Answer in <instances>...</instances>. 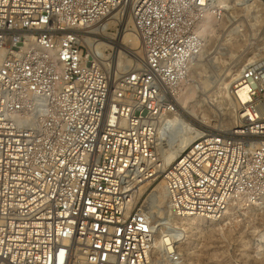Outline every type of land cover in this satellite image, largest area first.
<instances>
[{
	"label": "built area",
	"instance_id": "obj_1",
	"mask_svg": "<svg viewBox=\"0 0 264 264\" xmlns=\"http://www.w3.org/2000/svg\"><path fill=\"white\" fill-rule=\"evenodd\" d=\"M127 2L0 0V264H182L175 239L156 252V235L178 228L135 199L146 180L162 179L173 217L264 206V56L234 80L232 124L166 164L160 141L179 129L169 121L206 48L202 22L226 12L132 0L143 55L118 74L90 42Z\"/></svg>",
	"mask_w": 264,
	"mask_h": 264
},
{
	"label": "rangeland",
	"instance_id": "obj_2",
	"mask_svg": "<svg viewBox=\"0 0 264 264\" xmlns=\"http://www.w3.org/2000/svg\"><path fill=\"white\" fill-rule=\"evenodd\" d=\"M119 31L120 25L117 24L108 30L111 34H117ZM98 55L103 67L109 70H113L114 58L117 64L118 60L123 64L127 63V59L135 60L129 52L121 49L117 51L110 46L102 48ZM262 56L264 0H235L230 4L225 19L216 26L203 55L194 66V75L191 76L189 84L193 86L194 91L192 101L199 112H206L213 120L212 126L202 128L194 124L196 127L203 131L207 128L222 127L227 117L224 108L231 105L229 98L223 97L221 92L227 72L232 67L236 69L241 64L248 63V58L254 57L255 60ZM174 136L176 135L161 139L160 149L163 153V146L168 145ZM161 181L162 179H158L148 183L145 192L138 197L139 204L154 206L153 210L161 208V204L153 198L154 189ZM157 204L160 205L159 208ZM263 231L264 206L235 209L233 215L224 221L205 224L193 231L191 241L194 246L190 250L187 243L183 244L182 252L185 257L182 264H238L242 261L264 264L260 262V258L264 260V238L260 237Z\"/></svg>",
	"mask_w": 264,
	"mask_h": 264
},
{
	"label": "bare ground",
	"instance_id": "obj_3",
	"mask_svg": "<svg viewBox=\"0 0 264 264\" xmlns=\"http://www.w3.org/2000/svg\"><path fill=\"white\" fill-rule=\"evenodd\" d=\"M234 1L235 0H219L218 5L222 6L225 12L227 13L229 11L230 4L233 3ZM131 5H132V0H128V2L123 5V7L125 8V9L123 8L124 11L122 9L121 11H119V13L113 12L112 16L109 17L103 23V26L100 28L101 35L97 39L90 42L95 54H97L98 51H101L102 48L106 46H110L117 51L121 49L133 55L135 60H131V58L127 59V57H125L127 54L124 56L128 60L126 64L119 62L118 59H117L118 60V64H117L115 62V58L113 59L112 69L116 70L118 74L121 72H124L134 62L136 63V61L143 55L140 37L135 31V28L133 26V21L131 18V13H130ZM112 24L120 25V31L117 34H111L110 32H108V25H112ZM219 24L220 22L217 19V16H215V14L212 11L208 13V15H206V17L204 18L202 22L203 26L201 29V34L206 40V45L210 37L212 36L214 30L216 29V26ZM253 58L254 57L248 58V63L252 62ZM248 63H243L236 69H234L235 67L230 68L229 71L227 72V77H226L227 80L225 79V81L222 84L223 85L222 90H221L222 96L226 98L228 97L230 100V104H231L230 107L224 108V111H225L224 114L227 117H225V120L222 125L223 127L230 126L232 124L234 112L232 109L231 88L234 83V80L239 75L242 68ZM196 64L197 62L194 63V66H196ZM194 66H193L191 76L194 75ZM193 92H194L193 86L188 85V87L185 89V91H183L179 99L180 111L177 114L173 115V117H171L169 121L174 125H178L179 129L177 133L174 134L176 136L172 138V140L168 143V145L163 146L162 148V150L164 151V159L166 161V164H170L173 161H175L177 157L181 154V152L184 151L185 148L189 146L190 143L195 138L203 135L204 131L196 127L194 124H197L202 128L213 125V120H211L207 116L206 112L198 111L196 104L192 101ZM163 133H164V127L161 126L160 134L163 135ZM150 181L152 182L153 180H148V181L146 180L136 185L134 195L137 201H138V197L143 192H145L144 190L147 188V185ZM153 198H155L156 201L161 204V206L159 205L161 208L153 210L154 206H147V210L150 213H154L155 215H157L158 213L159 216H164V217L170 216L173 219L172 220L173 224L178 228L175 232L168 234L170 235L169 238H167L165 235H162V234L156 235L155 237L156 246H157L156 252L160 253L162 257L163 256L162 254L168 248L167 241L172 243L174 242L173 239H175V242L177 241L178 250L183 255V261L185 257L182 252L183 244L187 243L189 245L190 250L193 248L194 245H193V242L191 241V237L195 229H199L201 226H204L205 224L211 225V224L216 223L217 221L219 222L224 221L227 217L233 215V212L235 210V209H231L229 213L223 216L221 219H213V218L209 219V218H203V217H198V216H190V217H183V218L173 217L172 216L173 212L170 207L167 189L163 181H161L157 185V187L154 189ZM163 208L164 210H162ZM161 211L165 212V214H163V212ZM260 237L264 238V231L261 232ZM260 260H261L260 261L261 263H264V260L262 258H260ZM155 264H168V261H161V262L156 261ZM172 264H181V263H172Z\"/></svg>",
	"mask_w": 264,
	"mask_h": 264
}]
</instances>
